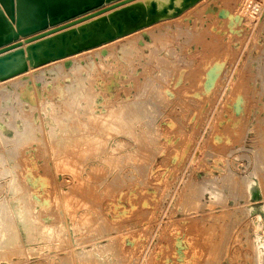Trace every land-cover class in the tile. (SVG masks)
I'll list each match as a JSON object with an SVG mask.
<instances>
[{"label":"rangeland","instance_id":"1","mask_svg":"<svg viewBox=\"0 0 264 264\" xmlns=\"http://www.w3.org/2000/svg\"><path fill=\"white\" fill-rule=\"evenodd\" d=\"M169 21L0 81V220L30 212L0 264H264V0H203ZM122 108L150 116L135 136L112 130Z\"/></svg>","mask_w":264,"mask_h":264},{"label":"water","instance_id":"2","mask_svg":"<svg viewBox=\"0 0 264 264\" xmlns=\"http://www.w3.org/2000/svg\"><path fill=\"white\" fill-rule=\"evenodd\" d=\"M201 0H0V81L176 18Z\"/></svg>","mask_w":264,"mask_h":264},{"label":"bare ground","instance_id":"3","mask_svg":"<svg viewBox=\"0 0 264 264\" xmlns=\"http://www.w3.org/2000/svg\"><path fill=\"white\" fill-rule=\"evenodd\" d=\"M201 1H203V0H201ZM201 1H200V2H201ZM200 2H198V3H200ZM198 3H197V4H198ZM197 4H196V5H197ZM196 5H194V6H196ZM194 6H193V7H194ZM191 8H192V7H191ZM191 8H190V9H191ZM188 10H189V9H188ZM188 10H187V11H188ZM185 12H186V11H185ZM185 12H184V13H185ZM180 16H181V15H180ZM183 16H185V15H183ZM178 17H179V16H178ZM176 18H177V17H176ZM180 18H181V17H180ZM180 18H179V19H180ZM170 19L173 20V18H170ZM179 19H178V20H179ZM166 20L169 21V19H166ZM174 20H175V19H174ZM180 20H182V19H180ZM163 21H165V20H163ZM160 22H161V21H160ZM169 22H170V21H169ZM177 22H178V21L176 20V23H177ZM157 23H159V22H157ZM170 23H173V21L170 22ZM155 24H156V23H155ZM165 24H166V23H165ZM156 25H157V24H156ZM150 26H151V25H150ZM153 26H155V25H153ZM163 26H164V24H161V23H160V27H163ZM160 27H159V28H160ZM166 27H168V26H166ZM177 27H178V26H177ZM145 28H146V27H145ZM147 28H148V27H147ZM147 28H146V31H147ZM163 28H164V27H163ZM168 28H169V27H168ZM170 28H171V27H170ZM148 29H149V28H148ZM152 29H153V28H152ZM160 29H161V28H160ZM160 29H159V30H160ZM140 30H141V29H140ZM143 30H144V29H143ZM143 30H142V31H143ZM162 30H163V29H162ZM165 30H166V29H165ZM149 31H150V29H149ZM150 32H151V31H150ZM150 32H149V33H150ZM152 32H153V31H152ZM152 32H151V36L153 35ZM166 32H167V31H166ZM142 33H143V32H142ZM147 33H148V31H147ZM157 33H158V31H157ZM159 33H161V31H160ZM163 33H164V32L162 31V34H163ZM171 33H172V32H171ZM149 35H150V34H149ZM159 35H160V34H159ZM153 36H154V35H153ZM162 36H163V35H162ZM167 36H169V35H167ZM139 37H140V36H139ZM139 37H138V38H139ZM148 37H149V36H148ZM156 37H157V35H156ZM165 37H166V35H165ZM130 38H132V37H130ZM140 38H141V37H140ZM153 38H155V37H153ZM151 39H152V38H151ZM156 39H157V38H156ZM162 39H163V38H162ZM130 40H131V39H130ZM149 40H150V39H149ZM128 41H129V40H128ZM135 41H136V40H135ZM150 42H151V41H150ZM160 42H161V41H160ZM130 43H131V41H130ZM132 43H133V42H132ZM136 43H138V39H137ZM162 43H163V42H162ZM110 44H111V43H110ZM126 44H127V43H126ZM145 44H146V43H145ZM104 45H105V44H104ZM108 45H109V44H108ZM111 45H113V44H111ZM124 46H127V47H128V46H131V47L134 46V47H135V44L133 43V45H131V44L129 45V43H128V45H124ZM100 47L103 48V46H100ZM100 47H97L96 50L99 49ZM107 47H109V46H107ZM107 47H106V49H107ZM124 48H126V47H124ZM132 48H133V47H132ZM109 49H110V48H109ZM129 49H130V47L128 48V50H129ZM140 49H141V48H140ZM93 50H95V49H93ZM99 50H100V49H99ZM101 50H102V49H101ZM121 50H123V48H121ZM125 51H126V50H125ZM98 52H99V51H98ZM123 52H124V50H123ZM137 52H138V51H137ZM95 53H96V52H95ZM125 53H126V52H125ZM127 53H128V51H127ZM99 54H100V53H99ZM99 54H97V55H99ZM104 56H105V55H104ZM138 56H139V55H138ZM97 57L99 58V56H97ZM106 57H107V55H106L104 58H106ZM127 57H128V56H127ZM73 58H74V57H73ZM85 58H86V57H85ZM93 58H94V57H93ZM98 58H97V59H98ZM104 58H103V59H104ZM81 59H83V58H81ZM99 59H100V58H99ZM83 60H84V62H85V60H87V59H83ZM74 61H75V60H74ZM74 61H70L71 64L74 63ZM97 61H98V60H97ZM89 62H91V61L89 60ZM55 63H56V62H55ZM61 63H62V62H61ZM95 63H96V62H95ZM99 63H101V62H99ZM74 64L77 65V66L79 67L78 63H77V64L74 63ZM74 64H72V65H70V66H73V67H74ZM92 64H93V63H92ZM92 64L89 63V64H88L89 67H91L90 65H92ZM103 64H104V63H103ZM82 65H83V67L80 66L81 69L84 68V65H85V64H82ZM54 66H55V65H54ZM98 66H99V65H98ZM51 67H52V66H51ZM62 67H64V66H62ZM31 68H32V67H31ZM58 68L61 70L60 65H59ZM52 69H53V68H52ZM52 69H49V70L53 71L54 69H57V67L54 68L53 70H52ZM68 69H69V68H68ZM70 69H72V67H71ZM79 69H80V68H79ZM86 69H87V68L85 67V70H86ZM93 69H94V67L91 68V70H93ZM42 70H43V69H42ZM42 70H41V71H42ZM46 70H48V69H46ZM49 70H48V71H49ZM82 70H84V69H82ZM82 70H81V72H82ZM89 70H90V68H89ZM89 70H88V71H89ZM57 71H59V70H57ZM57 71H54L53 73H55V72L57 73ZM61 71H62V70H61ZM68 71H69V70H68ZM70 71L72 72V70H70ZM39 72H40V71H39ZM89 72H91V71H89ZM50 73H51V72H50ZM53 73H52V74H53ZM66 73H67V72H66ZM69 73H70V72H69ZM69 73H68V75H69ZM74 73L76 74L75 70H73V74H74ZM39 74H41V73H39ZM42 74H43V73H42ZM45 74H46V73H45ZM45 74H43V75H45ZM73 74L71 73L72 76H73ZM77 74H78V72H77ZM77 74H76V75H77ZM81 74H82V73H81ZM48 75H49V74H48ZM48 75H47V76H48ZM59 75H60V74H58L59 79H60L61 77H64V75L61 76V77H60ZM66 75H67V74H65V76H66ZM38 76H39V75H37V77H38ZM47 76H45V78H46ZM55 76H57V75H55ZM69 76H70V75H69ZM74 76H75V75H74ZM89 76H90V75H89ZM37 77H36V79H37ZM39 77H40V76H39ZM58 77H56V78H58ZM80 77H81V75H80ZM85 77H86V76H85ZM56 78H55V80H57ZM74 78H75V77H74ZM76 78H77V77H76ZM90 78H91V77H90ZM92 78H93V77H92ZM41 79H42V78H41ZM83 79L85 80V78H82V81H83ZM15 80H16V79H15ZM51 80H52V78H51ZM53 80H54V77H53ZM73 80H74V79H73ZM77 80H78V78H77ZM88 80H89V78H88ZM90 80H91V79H90ZM90 80H89V81H90ZM39 81L41 82L40 79H39ZM39 81H37V82H39ZM47 81H48V80H47ZM83 82H84V81H83ZM88 83H89V82H88ZM90 83H91V82H90ZM77 84H78V83H77ZM83 84H84V83H83ZM83 84H81V86H82ZM10 85L12 86V84H10ZM146 85H147V84H146ZM13 86H15V84H13ZM17 86H19V85H17ZM20 86H22V85L20 84ZM78 86H79V84H78ZM83 86H84V85H83ZM85 87H87V86H85ZM78 88H80V87H78ZM7 89H8V88H7ZM11 89H12V88H11ZM16 89H17V88H15V92H16ZM65 89H67V88H65ZM83 89H84V90H82V91L87 90V88H86V89L83 88ZM8 91H11V90L8 89ZM91 91H93V90H91ZM157 91H158V90H157ZM0 92H2V91H0ZM6 92H7V91H5L4 93H6ZM11 92H12V91H11ZM11 92H9V93L11 94ZM13 92H14V91H13ZM63 92H64V91H63ZM67 92H68V91H67ZM75 92H76V91H75ZM9 93H8V94H9ZM1 94L3 95V93H1ZM1 94H0V95H1ZM10 94H9V95H10ZM55 94H56V93H55ZM86 94H89V92H87ZM91 94H92V93H91ZM2 95H1V96H2ZM4 95H6V94H4ZM9 95H8V96H9ZM15 95H16V93H15ZM79 95H80V94H79ZM95 95H96V94H95ZM11 96H12V95H11ZM18 96H19V95H18ZM72 96H73V95H72ZM87 96H91V95L89 94V95H86L85 97H87ZM3 97H4V96H3ZM6 97H7V96H5L4 99H7ZM14 97H15V96H14ZM92 97H93V95H92ZM72 98H73V97H72ZM93 98H94V97H93ZM158 98H159V97H158ZM2 99H3V98H1V100H2ZM14 99H15V98H14ZM64 99H65V98H64ZM73 99H74V98H73ZM89 99H90V98H89ZM91 99H92V98H91ZM8 100H9V99H8ZM8 100H7V101H8ZM2 101H4V100H2ZM82 101H83V100H82ZM87 101H88V102H91V100H90V101L88 100V97H87ZM87 101H86V103H87ZM12 102H13V100H12ZM15 102H16V99H15ZM69 102H70V101H69ZM74 102H75V101H74ZM93 102H94V100H93ZM6 103H7V102H6ZM72 103H73V102H72ZM24 104H25V103H24ZM52 104H53V103H52ZM88 104H89V103H87V106H88ZM93 104H94V103H93ZM93 104H92V105H93ZM137 104H138V103H137ZM47 106H48V103H47ZM76 106H77V105H76ZM0 107H1V103H0ZM44 107H46V106H44ZM81 107H82V106H81ZM88 107H89V106H88ZM92 107H93V106H92ZM144 107H145V106H144ZM5 108H6V105H5L4 109H5ZM7 108L9 109L10 107H7ZM53 108H54V107H53ZM82 108H83V107H82ZM108 108H109V107H108ZM4 109H3V110H4ZM10 109H11V108H10ZM70 109H71V108H70ZM77 109H79V108H77ZM86 109H87V108H86ZM89 109H90V107L88 108V110H89ZM118 109H119V108H118ZM118 109H117V112H120V111H118ZM120 109H121V108H120ZM122 109H123V110H122L120 113H116V112H115L116 110H115V111H114V112H115L114 114H116V115H114V116H111L112 114L109 113V114H111L110 116L113 118V120H112V118H111L110 116H109V118H108V117H107L108 115H106V116H105V117H106V120L111 118V122H114V124H113L111 127H112V130L114 129L115 133H116V132H117V134H119V133H123V134H124V133H125V134H130V135L135 136V128H136V125H141V123H143L142 121H144V120L146 121V118H148L147 120H149V117H150V116H149V114H148L146 111H142V112H140V113L138 112V113H139V114H138V113H135V112H134V113H130V112H131V109H130V112H129V113H126V111H125L124 108H122ZM127 109H128V108H127ZM127 109H126V110H127ZM38 110H39V109H38ZM84 110H85V109H84ZM1 111H2V110H0V112H1ZM10 111H11V110H10ZM12 111H13V109H12ZM39 111H40V110H39ZM46 111H47V110H46ZM49 111H50V110H49ZM52 111H53V109H52ZM54 111H55V110H54ZM82 111H83V110H82ZM86 111H87V110H86ZM91 111H92V110H91ZM91 111H90V112H91ZM109 111H111V110H109ZM14 112H15V110H14ZM74 112H75V111H74ZM84 112H85V111H84ZM84 112H83V113H84ZM88 112H89V111H88ZM88 112H87V113H88ZM111 112L113 113V111H111ZM148 112H149V111H148ZM15 113H16V112H15ZM15 113H14V114H15ZM32 113H33V112H32ZM54 113H55V112H54ZM83 113H82V114H83ZM50 114H51V113H49V115H50ZM74 114H75V113H74ZM78 114H79V113H78ZM91 114L97 115V114H95V113H91ZM107 114H108V112H107ZM52 115H53V113L51 114V116H52ZM71 115H73V114L70 113V116H71ZM15 116H16V115H15ZM55 116H57V115H55ZM65 116H66V115H64V117H65ZM68 116H69V115H68ZM70 116H69V117H70ZM83 116H85V115H82L81 117H83ZM87 116H88V115H87ZM98 116H99V115H98ZM53 117H54V116H53ZM69 117H68V118H69ZM71 117H72V116H71ZM76 117H77V116H76ZM81 117H80V118H81ZM90 117H92V115H91ZM90 117H89V118H90ZM96 117H97V116H96ZM99 117H100V116H99ZM99 117H98V118H99ZM17 118H18V116H17ZM51 118H52V117H51ZM56 118H57V117H56ZM68 118H67V116H66V119H68ZM89 118L87 117V119H89ZM98 118H97V120H98ZM32 119H33V118H32ZM59 119H60V118L58 117V120H59ZM78 119H79V118H78ZM82 119H83V118H82ZM91 119H92V118H91ZM102 119H103V118H102ZM56 120H57V119H56ZM60 120H62V119H60ZM84 120H85V119H83L82 121H84ZM89 120H90V119H89ZM92 120H93V119H92ZM92 120H91V122H94V121H95V120H93V121H92ZM99 120H100V119H99ZM104 120H105V118H104ZM9 121H10V120H9ZM24 121H25V120H24ZM71 121H72V120H71ZM77 121H78V120H77ZM79 121H81V120H79ZM82 121H81V122H82ZM86 121H88V120H86ZM101 121H102V120H101ZM107 121H108V120H107ZM22 122H23V121H22ZM55 122H56V121H55ZM58 122H59V121H58ZM91 122H90V123H91ZM11 123H12V122H11ZM11 123H10V124H11ZM60 123H61V122H60ZM82 123H83V122H82ZM88 123H89V122H88ZM100 123H101V122H100ZM103 123H105V125L109 124V123H107L106 121H105V122L103 121ZM106 123H107V124H106ZM84 124H86L85 121H84ZM84 124H83V125H84ZM98 124H99V123H98ZM101 124H102V123H101ZM143 124H144V123H143ZM6 125H7V123H6ZM23 125H24V124H23ZM26 125H27V124H26ZM33 125H34V124H33ZM58 125H59V124H58ZM75 125H76V124H75ZM80 125H82V124H80ZM89 125H93V124L91 123V124H89ZM103 125H104V124H102V126H103ZM109 125H110V124H109ZM10 126H11V125H10ZM35 126H36V125H35ZM77 126H78V125H77ZM77 126H75V127H77ZM84 126H85V125H84ZM94 126H95V125H94ZM94 126H93V127H94ZM96 126H97V125H96ZM107 126H108V125H107ZM107 126H105V128H106ZM13 127H14V126H13ZM61 127H62V126H60V128H61ZM63 127H64V126H63ZM65 127H66V124H65ZM65 127H64V128H65ZM78 127H81V126H78ZM89 127H90V126H89ZM93 127H92V128H93ZM97 127H99V125H98ZM103 127H104V126H103ZM103 127H100V128L102 129ZM109 127H110V126H109ZM109 127H108V129L106 128L107 131H106V129H105V131L103 132L104 135H106V132L108 133V130H111V129H109ZM10 128H11V127H10ZM10 128H9V129H10ZM32 128H33V127H32ZM40 128H41V127H40ZM51 128H52V126H51ZM60 128H59V126H57L54 130H56V132H58ZM85 128H87V124H86V127H85ZM85 128H84V129H85ZM95 128H96V127H95ZM95 128H94V129H95ZM149 128H150V127H149ZM11 129H12V128H11ZM25 129H28L27 126H26ZM25 129H24V130H25ZM29 129H30V128H29ZM29 129H28V130H29ZM61 129H62V128H61ZM82 129H83V128H82ZM84 129H83V131H84ZM90 129H91V128H90ZM52 130H53V129H52ZM70 130H71V129H70ZM74 130H75V129H74ZM79 130L81 131V128H80ZM86 130H88V129H86ZM92 130H93V129H92ZM92 130H91V131H92ZM96 130H98V129H96ZM99 130H100V129H99ZM99 130L97 131L96 134H99L98 132L101 131V130H100V131H99ZM103 130H104V129H103ZM112 130H111V131H112ZM30 131H31V129H30ZM32 131H33V130H32ZM35 131H36V130H35ZM47 131H48V130H47ZM60 131H61V130H60ZM66 131H67V130H66ZM72 131H73V130H72ZM91 131H90V132H91ZM93 131H94V130H93ZM114 131H113V132H114ZM15 132H16V130H15ZM18 132H19V130H18ZM25 132H26V130H25ZM48 132L52 133V131H48ZM62 132H63V131H62ZM81 132H82V131H81ZM88 132H89V131H88ZM94 132H95V131H94ZM118 132H119V133H118ZM150 132H151V131H150ZM20 133H21V132H20ZM83 133H84V135L86 134L85 132H83ZM92 133H93V132H92ZM100 133H101V132H100ZM115 133H113V134H115ZM18 134H19V133H18ZM28 134H30V132H29ZM32 134H33V133H32ZM32 134H31V137H32ZM41 134H42V133H41ZM57 134H58V133H57ZM59 134H60V133H59ZM63 134H64V133H63ZM65 134H66V132H65ZM88 134H89V133H88ZM88 134H87V135H88ZM90 134H91V133H90ZM111 134H112V132H111ZM113 134H112V136H113ZM145 134H146V133H145ZM147 134H148V133H147ZM49 135H51V134H49ZM99 135H100V134H99ZM102 135H103V134H102ZM107 135H108V134H107ZM107 135H106V137H107ZM3 136H4V135H3ZM24 136H26V135H24ZM24 136H23V137H24ZM27 136H28V135H27ZM27 136H26V137H27ZM33 136H34V135H33ZM54 136H55V133H54ZM61 136H62V135H61ZM61 136H60V137H61ZM92 136H94V134L91 135V137H88V136L85 137V136H84L86 139H85L84 137H83V138H84L86 141H85L83 138H82V141L84 140L85 142L89 143V146L94 145V147H95V144H96V147H98V145H97L98 143H97L96 139H94V138H96V137L93 138ZM96 136H97V135H96ZM110 136H111V135H110ZM110 136H109V137H110ZM4 137H5V136H4ZM19 137H21V136H18V139H19ZM28 137H30V135H29ZM36 137H37V136H36ZM57 137H58V136H57ZM57 137H51V136H50V138H55V139H57ZM79 137L81 138V136H79ZM79 137H78V139H79ZM106 137H104V139H105ZM141 137H142V136H141ZM16 138H17V137H16ZM61 138H62V137H61ZM67 138H68V137H67ZM75 138H76V137H75ZM75 138H74V139H75ZM98 138H99V136L97 137V139H98ZM102 138H103V137H102ZM7 139H8V138H7ZM21 139H22V138H21ZM27 139H28V138H27ZM31 139H32V138H31ZM38 139H39V138H38ZM55 139H54V140H55ZM68 139H69V138H68ZM68 139H67V141H68ZM74 139H72V140H74ZM76 139H77V138H76ZM76 139H75V140H76ZM100 139H101V138H100ZM100 139H99V140H100ZM104 139H101V141H100V142L98 141V142L101 143ZM106 139H107V138H106ZM29 140H30V139H29ZM69 140H70V139H69ZM72 140H71V141H72ZM108 140H109V139H108ZM108 140H107V141H108ZM142 140H143V139H142ZM27 141H28V140H27ZM32 141H33V139H32ZM36 141H37V139H36ZM58 141H59V138H58ZM58 141H57V143H58ZM61 141H62V140H60L59 142L62 143ZM67 141L64 139V142H67ZM78 141L80 142V144L78 143V145H79V146L82 145V144H81L82 142H81L80 140H78ZM3 142H4V141H3ZM13 142H14V141H13ZM13 142H12V143H13ZM21 142H22V141H21ZM25 142H26V141H25ZM38 142H39V141H38ZM55 142H56V140H55ZM74 142H75V141H73L72 143H74ZM76 142H77V141H76ZM1 143H2V142H1ZM9 143H10V142H9ZM14 143H15V142H14ZM52 143H53V142H52ZM72 143H71V144H72ZM83 143H84V142H83ZM87 143H86V144H87ZM107 143H108V142H107ZM136 143H137V142H136ZM18 144H20V142H19ZM21 144H22V143H21ZM54 144L56 145V143H54ZM71 144H69V146H70ZM86 144H85V146H86ZM15 145H16V143H15ZM51 145H52V144H51ZM55 145H54V147H55ZM62 145H63V144H62ZM65 145H67V144L65 143ZM76 145H77V144L75 143L74 146H76ZM78 145H77V146H78ZM99 145H100V144H99ZM101 145L105 146L104 142H103V144H101ZM58 146H59V145H58ZM71 146H72V148H74L73 145H71ZM79 146H78V148H79ZM83 146H84V145H83ZM87 146H88V145H87ZM106 146H107V145H106ZM62 147H63V146H62ZM64 147H65V146H64ZM67 147H68V145H67ZM13 148H14V147H13ZM15 148H16V146H15ZM15 148H14V150H15ZM17 148H18V147H17ZM56 148H57V146H56ZM58 148H59V147H58ZM58 148H57V149H58ZM86 148H87V147H86ZM90 148H91V147H90ZM103 148H104V147H103ZM105 148H106V147H105ZM105 148H104V149H105ZM62 149H64V148H62ZM62 149H59V150L61 151ZM65 149H66V147H65ZM67 149H68L67 151L70 152L71 148L68 147ZM69 149H70V150H69ZM76 149H77V148H76ZM76 149H75V148H74V150L72 149L73 151H71V152H74ZM82 149H83V147H82ZM88 149H89V147L87 148V150H88ZM96 149H98V148H96ZM96 149H95V150H96ZM104 149H103V150H104ZM15 151H16V150H15ZM15 151H14V152H15ZM53 151H54V150H53ZM55 151H56V149H55ZM60 151H59V152H60ZM79 151H80V154H81V150H80V148H79ZM83 151H85V148L83 149ZM83 151H82V152H83ZM96 151H97V150H96ZM96 151H94V152H96ZM56 152H57V151H56ZM59 152H58V153H59ZM63 152L65 153L66 150H64ZM68 152H66V153H68ZM88 152H90V149H89ZM92 152H93V151H92ZM99 152H100V151H99ZM12 153H13V151H12ZM12 153H11V154H12ZM17 153H18V152H17ZM61 153H62V152H61ZM61 153H59V154H61ZM64 153H63V154H64ZM7 154H8V153H7ZM54 154L56 155L57 153H54ZM69 154H70V153H69ZM78 154H79V153H78ZM83 154H84V153H83ZM88 155H89V154H88ZM103 155H104V154H103ZM13 156H14V155H13ZM57 156H58V155H57ZM62 156H64V155H62ZM67 156H68V155H67ZM77 156H78V155H77ZM80 156H81V155H80ZM58 157H59V156H58ZM60 157H61V156H60ZM65 157H66V155H65ZM75 157H76V156H75ZM86 157H87V156H86ZM92 157H93V156H92ZM61 158H62V157H61ZM82 158H84V156H83ZM100 158H101V157H100ZM2 159H3V158H2ZM62 159H63V158H62ZM62 159H61V160H62ZM65 159H66V158H65ZM101 159H102V158H101ZM63 160H64V159H63ZM63 160H62V161H63ZM67 160H70V158L67 159ZM73 160H74V159H73ZM73 160H72V161H73ZM82 160H83V159H82ZM72 161H71L70 163L74 164ZM80 161H81V160H80ZM2 162H3V161H1V163H2ZM66 162L68 163L69 161H66ZM66 162H65V164H66ZM75 162H77V161H75ZM59 163H61V162H59ZM63 164H64V163H63ZM63 164H62V165H63ZM76 164H77V163H76ZM62 165H61V166H62ZM69 165H71V164H69ZM0 166H1V165H0ZM2 166H3V165H2ZM15 166H16V165H15ZM71 166H72V165H71ZM13 167H14V166H13ZM65 167H67V166L64 165V168H65ZM72 167H74V168H73L74 170H77V169H78V168L75 169V164H74V166H72ZM76 167H78V166H76ZM15 168H16V167H15ZM67 168H68V167H67ZM2 169H3V168H2ZM10 169H11V168H10ZM10 169H9V170H10ZM70 169H72V168H70ZM70 169H69V170H70ZM73 169H72V171H73ZM4 170H5V168L3 169V171H4ZM13 171H14V169H13ZM70 171H71V170H70ZM4 172H5V171H4ZM2 173H3V172H2ZM8 173H9V172H8ZM9 174H10V173H9ZM3 175H4V174H3ZM3 175H2V176H3ZM5 175H6V174H5ZM2 176H1V177H2ZM9 179H10V178H9ZM11 179H12V178H11ZM13 179H14V178H13ZM15 181H16V179H15ZM15 181H14V182H15ZM12 183H13V180H12ZM12 183H11V184H12ZM22 183H23V182H22ZM14 185L17 186L18 184L16 183V184H14ZM14 185L12 184L11 187H13ZM16 186H14V187H16ZM22 186H23V185H22ZM22 186H21V187H22ZM0 187H1V186H0ZM14 187H13V189L10 190V191L15 190ZM21 187H17V188H21ZM1 190H2V189H1ZM16 190H17V189H16ZM16 190L13 191V192L15 193ZM18 191H19V189H18ZM13 192H11V194H12ZM19 192H20V191H19ZM28 192H29V190H28ZM14 193H13V197H14ZM16 193H17V192H16ZM26 193H27V192H26ZM29 194H30V193H29ZM27 195H28V194H27ZM13 197H12V198H13ZM25 198H26V196H25ZM17 199H20V198H17ZM17 199H16V200H17ZM27 199H28V197H27ZM27 199H26V200H27ZM10 200H11V199H10ZM23 200H24V199H23ZM23 200H22L21 202H23ZM29 200H30V198H29ZM76 200H77V199H76ZM7 201H8V200H7ZM13 201H14V200H13ZM30 201H31V200H30ZM2 202H3V201H2ZM2 202H1V203H2ZM17 202H18V201H17ZM24 202H25V201H24ZM24 202H23V203H24ZM28 202H29V201H28ZM64 202H65V201H64ZM12 203H13V205H14V202H11V204H12ZM7 204H8V203H7ZM17 204H18V203H17ZM24 204H25V203H24ZM64 204H66V203H64ZM67 204H68V203H67ZM15 205H16V203H15ZM22 205H23V204H22ZM3 206H4V205H3ZM7 206H9V205H7ZM11 206H12V205H11ZM24 206H26V205H24ZM24 206H22V207H24ZM71 206H72V205H71ZM0 207H1V206H0ZM30 207H31V206H30ZM65 207H66V206H65ZM3 208H4V207H3ZM3 208H0V210H2ZM10 208H11V207H10ZM12 208H13V207H12ZM20 208H21V206H20ZM20 208H18V209H20ZM24 208H25V207H24ZM24 208H23L22 210H24ZM31 208H33V207H31ZM31 208H30V209H31ZM66 208H67V207H66ZM68 208H69V206H68ZM70 208H71V207H70ZM7 209H8V208H7ZM15 209H17V208H15ZM18 209H17V210H18ZM26 209H27V206H26L25 210H26ZM8 210H9V209H8ZM65 210H66V209H65ZM4 211H5V209L3 210V214H5ZM10 211H11V210H10ZM10 211H6V212H10ZM12 211H14V210H12ZM12 211H11V212H12ZM47 211H48V210H47ZM1 212H2V211H1ZM1 212H0V213H1ZM29 213H30V212H29ZM29 213H28V214H29ZM1 214H2V213H1ZM8 214H10V213H8ZM8 214H7V215H8ZM11 214H12V213H11ZM28 214H27V210H26V211H21V209H20L19 211H16V210H15V213H13L14 216L12 215V216L15 218V221H11V222H10V221H5V220H4V222L2 223L3 220H2V221L0 220V221H1L0 224L2 223V224H3V227L6 226V228H3V227L1 226V228L3 229V232H1L2 235L0 234V236H1V237H0V249H1V250H5V249H6V244L8 245L9 241L12 240V241L15 242L17 239L19 240L18 237H19V233H20V232H21V233H24V234H26V231L28 232V230H26V224H25V223H27L28 221L25 222V223H23V220L25 221V219H27ZM30 215H31V214H30ZM0 216H2V215H0ZM5 216H6V214H5ZM8 216H9V215H8ZM32 216H33V215H32ZM42 216H43V215H42ZM6 217H7V216H6ZM10 217H11V216H10ZM29 217H31V216H29ZM11 218H12V217H11ZM35 218H36V217H35ZM39 218H40V217H39ZM39 218H38V219H39ZM85 218H86V217H84V219H85ZM91 218H92V217H91ZM0 219H2V217H0ZM3 219H4V218H3ZM12 219H13V218H12ZM29 219H30V218H29ZM82 219H83V218H82ZM86 219H87V218H86ZM88 219H89V218H88ZM33 220H34V218L31 219V222H33ZM40 220H41V219H40ZM35 221H36V220H35ZM35 221H34V222H35ZM5 222H6V223H5ZM34 222H33V223H34ZM86 222H88V221H86ZM2 224H1V225H2ZM5 224H6V225H5ZM29 224H30V223H29ZM29 224H27V225H28L27 228H28L29 226L32 227V226L29 225ZM87 224H88V223H87ZM34 225H36V224H34ZM42 225H43V224H42ZM84 225H85V224H84ZM36 226H37V225H36ZM36 226H35V227H36ZM44 226H46V225H44ZM38 227H40V226H38ZM38 227H37L36 229H38ZM41 227H42V226H41ZM41 227H40V228H41ZM47 227H48V226H47ZM49 227H50V226H49ZM52 227H53V226H52ZM59 227H61V226H59ZM40 228H39V229H40ZM54 228H56V227H54ZM74 228H75V227H74ZM2 229H1V231H2ZM4 229H5V230H4ZM28 229H29V228H28ZM31 229L33 230V227H32ZM36 229H34V230H36ZM45 229H46V227H45ZM49 229H50V228H49ZM49 229H46V231L48 230L47 233L50 232L49 234H51L52 231H49ZM51 229H52V228H51ZM51 229H50V230H51ZM60 229H62V228H60ZM60 229H59V230H60ZM63 229H64V228H63ZM32 230L29 231V232H32ZM59 230H58V231H59ZM73 230H74V229H73ZM36 231L38 232V230H36ZM39 231L41 232L42 230H39ZM55 231H56V230H55ZM55 231H54V232H55ZM43 232H44V231H43ZM60 232H61V231H60ZM62 232H63V231H62ZM62 232H61V233H62ZM32 233H33V232H32ZM61 233H60V234H61ZM40 234H42V233H40ZM40 234H39V235H40ZM44 234H46V233H44ZM44 234H42V235H44ZM60 234H58V235H60ZM28 235H29V234H28ZM39 235H38V236H39ZM51 235H53V233H52ZM51 235H50V236L47 235V236H48V237H51ZM58 235H56V236L58 237ZM31 236H32V235H31ZM45 236H46V235H45ZM47 236H46V237H47ZM56 236H55V237H56ZM26 237H27V236H26ZM35 237H36V236H35ZM53 237H54V235H53ZM53 237H52V238H53ZM31 238H33V237H31ZM48 239H49V238H48ZM53 239H54V238H53ZM56 239H57V238H56ZM8 240H9V241H8ZM34 240H35V239H34ZM50 240H51V239H50ZM19 241H20V240H19ZM29 241H30V240H29ZM7 242H8V243H7ZM110 243H111V242H110ZM10 244H11V243H10ZM10 244H9V245H10ZM111 244H112V243H111ZM11 245H13V244H11ZM106 245H107V244H106ZM19 246H20V244L18 245V247H19ZM82 246H83V245H82ZM104 246H105V245H104ZM111 246H112V245H111ZM10 247H11V246H10ZM13 247H14V246H13ZM18 247H17V248H18ZM258 248H259V247H258ZM9 249H13V248L11 247V248H9ZM7 250H8V249H7ZM5 251H6V250H5ZM11 251H12V250H11ZM107 251H108V250H107ZM2 252L5 253L4 251H1V252H0V256L2 257V255H3V257H4L5 254H3ZM12 252H13V251H12ZM92 252H93V250H92ZM92 252H90V253H92ZM9 253H10V251H9ZM9 253H8V254H9ZM84 253H85V252H84ZM84 253H82V255H84V257H85L86 255H85ZM90 253L87 252L86 254H90ZM98 253H99V252H98ZM256 253H257V252H256ZM6 254H7V253H6ZM10 254H11V253H10ZM260 254H261V252H260ZM26 255H27V254H26ZM258 255H259V254H258ZM34 256H35V255H34ZM89 256H90V255H89ZM91 256H92V255H91ZM6 257H7V256H6ZM26 257H27V256H26ZM259 257H260V256H259ZM27 259H28V258H27ZM45 259H46V258H45ZM84 259H85V258H84ZM256 259H257V257H256ZM258 259H259V258H258ZM258 261H259V260H258ZM23 262H24V261H23ZM69 264H70V263H69Z\"/></svg>","mask_w":264,"mask_h":264}]
</instances>
